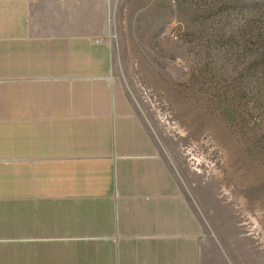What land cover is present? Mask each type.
I'll use <instances>...</instances> for the list:
<instances>
[{"label": "crops", "instance_id": "0c3cea01", "mask_svg": "<svg viewBox=\"0 0 264 264\" xmlns=\"http://www.w3.org/2000/svg\"><path fill=\"white\" fill-rule=\"evenodd\" d=\"M109 0H0V264H235L113 74Z\"/></svg>", "mask_w": 264, "mask_h": 264}, {"label": "rangeland", "instance_id": "374dc122", "mask_svg": "<svg viewBox=\"0 0 264 264\" xmlns=\"http://www.w3.org/2000/svg\"><path fill=\"white\" fill-rule=\"evenodd\" d=\"M113 74L213 241L264 264V0H109Z\"/></svg>", "mask_w": 264, "mask_h": 264}, {"label": "trees", "instance_id": "16d2710c", "mask_svg": "<svg viewBox=\"0 0 264 264\" xmlns=\"http://www.w3.org/2000/svg\"><path fill=\"white\" fill-rule=\"evenodd\" d=\"M261 59H262V61H264V53H261Z\"/></svg>", "mask_w": 264, "mask_h": 264}]
</instances>
